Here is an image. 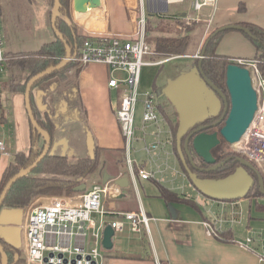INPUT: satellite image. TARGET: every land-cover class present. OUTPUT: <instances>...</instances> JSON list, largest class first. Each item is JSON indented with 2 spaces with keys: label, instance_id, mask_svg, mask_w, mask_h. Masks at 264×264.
<instances>
[{
  "label": "crops",
  "instance_id": "crops-1",
  "mask_svg": "<svg viewBox=\"0 0 264 264\" xmlns=\"http://www.w3.org/2000/svg\"><path fill=\"white\" fill-rule=\"evenodd\" d=\"M107 1L113 6L116 4L123 7V11L127 10L126 3H131L127 2L131 0ZM137 4L138 0H136ZM190 4V0H185L182 3L171 5H184V8L178 10L177 13H170L171 6L163 14L148 12L147 22L150 17L157 16L167 22H169L168 19L185 20L191 12L188 11ZM42 5L44 7L42 8L44 9V27H46L49 39L53 40L57 35L53 30V33L49 32L48 20L50 13L51 22L53 5H50V0H44ZM216 5V11L208 27L210 32L226 25H242L244 23H253L264 28V0H216ZM242 6L245 8L241 9ZM137 9L139 18L138 5ZM209 12V9L203 12V15L206 16L205 20L208 22ZM127 16L128 14H125V19ZM180 24L178 23L177 27L182 28ZM2 28L6 52H12L15 50L12 32L11 29L3 26V20ZM229 31L223 35L217 46L218 54L230 59L257 57L256 47L252 42L246 41V38L249 37L244 32L235 34ZM148 36L146 31V41L156 52L148 42ZM229 42L235 49L232 55L236 57L224 54L229 51ZM170 59H174V57H169L168 60ZM168 60H164V62ZM7 66L8 62L5 71L0 73L9 71L4 79L0 78V89L15 75L14 71L7 69ZM114 74L120 76L125 73L112 72L109 67L101 64H90L83 67L78 76V85L86 111V122L77 120L65 122L54 133L50 147L51 155L67 156L72 161L93 155L95 146L101 148L103 150L101 155L104 157V159L101 158V161H104L95 176L98 180L103 176L104 183L99 184L114 185L119 188L118 191L116 187H112L111 195L108 194L104 198V208L109 212L107 220L114 221L115 215L112 214L114 211L138 212L140 209H143L149 217V228L142 232L136 233L131 231L128 226H124L118 240L114 241L113 239V249L104 251V264H264V209L259 208L260 205H264V196L253 200L249 199L248 207L245 206L246 199L235 201L234 207L237 209L236 211L240 212L239 215L234 213L232 204L228 205V202L190 197L195 199L201 208L196 209L181 203L168 202L161 196V187L178 193L176 182L179 176L175 173L178 174V169L180 168L182 171V168L174 150L170 124L168 125L169 122L164 120L161 115L160 104H158L159 123L146 126L143 124V135L138 137L136 135V141L143 142V146L136 152H144L149 156H142V160L133 159L137 166L154 173V177L150 179L154 185L142 186L138 177L132 174L128 163H121L113 157L117 154L124 156L123 153L126 151L125 140L115 112L120 105L121 90L108 86V81ZM37 94L36 102L38 105H42L40 96ZM0 112L3 115L0 123V140L5 142L9 153L7 156H0L1 177L13 156L20 152L28 153L32 147L31 122L26 109L25 91L10 90L9 88L1 90ZM137 131L138 127L136 133ZM157 143L159 144L157 149L150 153L145 151V146ZM160 162L161 164H159ZM182 173L185 176L184 172ZM156 174L160 175V179H157ZM20 211L23 213V225L27 211L25 212L24 209ZM6 218L15 219L9 214L6 215ZM206 221L214 227V235L210 236L206 233ZM218 233L225 234L220 237L217 235ZM17 249L21 250V256H19L25 261L26 249L23 230L21 246Z\"/></svg>",
  "mask_w": 264,
  "mask_h": 264
},
{
  "label": "built area",
  "instance_id": "built-area-1",
  "mask_svg": "<svg viewBox=\"0 0 264 264\" xmlns=\"http://www.w3.org/2000/svg\"><path fill=\"white\" fill-rule=\"evenodd\" d=\"M185 0H138L139 20L136 30L131 35H110L96 33L86 37L79 48L78 55L72 61L85 67L90 64H103L112 72L125 74L110 77L108 86L121 90L120 106L116 119L125 140L127 163L134 176L144 180L152 179L154 173L137 166L131 158V151L136 140V107L138 90L143 66H152L164 61L146 59L155 57L146 41L147 13L163 14L169 6ZM190 10L194 21L205 20L203 12L209 9V22L216 11V0H190ZM211 9V10H210ZM188 24H191L187 22ZM201 53L193 57L200 59ZM9 57L2 31L0 15V73L5 71ZM233 64L249 70L253 87L257 94L258 108L254 119L241 140L234 144L235 152L244 155L258 167L264 166V76L260 65L264 58H234ZM142 121L146 125H157L160 121L155 94H146ZM159 144L145 146L147 153L157 149ZM8 149L0 140V156H7ZM136 168V171H135ZM116 186L94 183L77 197H52L46 205L35 206L26 212L22 225L26 249L25 264H104V230L111 224L115 232H121L124 226L139 233L149 228V217L143 209L138 212H115L117 219L109 222L104 208V198ZM116 189L119 188L116 187ZM228 204V203H227ZM233 208L235 201L231 202ZM229 205V204H228ZM234 208V213L238 212ZM94 215L99 216L97 222ZM206 233L214 235L212 224L205 222Z\"/></svg>",
  "mask_w": 264,
  "mask_h": 264
},
{
  "label": "trees",
  "instance_id": "trees-1",
  "mask_svg": "<svg viewBox=\"0 0 264 264\" xmlns=\"http://www.w3.org/2000/svg\"><path fill=\"white\" fill-rule=\"evenodd\" d=\"M51 1V0H50ZM70 1L71 0H60L61 7L59 10V15L56 22V27L58 31L62 34L63 38H58L57 36L46 43H43L41 47L33 52H28L26 54L6 52L7 56H12L15 59L8 61L7 69L11 71L19 70L23 76L22 80L17 82L16 75H13L5 84L4 87L0 89H10V90H20L24 92L26 90L27 82L36 74L46 70L49 67L58 65L63 58L66 56V46H70L73 51L72 57L78 55L79 48L86 40V37L80 35L75 24L71 21L70 13ZM54 0H52V3ZM53 5V4H52ZM67 18L70 20V24L67 22ZM164 19L160 17H150L147 22L146 31L148 34L153 31H158L160 33L176 32V29H171L169 25L162 26ZM169 23L178 24L181 23L184 32H178L175 36L159 35L156 37L148 36V42L153 46L157 54L164 56H182L194 53L200 44V38L193 34L197 32V27L201 23L193 22L191 24L182 22L176 19H168ZM251 33L247 35L252 41L253 45L257 49V57L264 58V28L253 23L242 24ZM202 26V25H199ZM217 30V29H216ZM186 31V32H185ZM229 31V30H228ZM215 32L212 31L209 34V39L206 52L202 59V69L204 75L218 88H226V72L227 68L231 62V59L220 55L217 53V46L227 31H221L214 37L211 35ZM185 33H187L185 35ZM194 38V40L192 39ZM204 42V44L206 43ZM203 44V45H204ZM192 50V53L189 51ZM201 53V52H200ZM169 58V57H167ZM200 59H197L198 64ZM82 66H79L77 62L70 61V63L60 70L53 72L50 75L42 78L35 83L31 92V103L33 112L39 125L47 131L51 138H53L56 130L59 129L65 122L77 120L86 122V111L83 107L80 89L78 85V76ZM260 69L264 76V64L260 65ZM72 72V73H70ZM25 74V75H24ZM66 85L64 92L59 93V87ZM38 93V94H37ZM41 96V104L38 105L35 99V95ZM2 112H0V123L2 121ZM170 123V122H169ZM179 123L174 129L173 145L176 155L178 156L181 164L182 171L185 176L191 182L187 175V169L181 160L176 144V133L178 130ZM171 131L172 125L170 123ZM32 134V147L28 153L20 152L17 153L12 161L8 164L5 171L0 177V196L7 182L17 174L21 169H24L36 161V159L41 155L42 150L37 149L39 140L42 138L38 132L31 125ZM175 140V144H174ZM185 138L182 141V149L186 157L187 167L192 172L198 174L201 178H213L220 179L224 178L232 173H234L241 164L236 160V158L241 157V154L237 152H229L228 149L225 153L220 152L219 162L225 161L227 158L231 160L225 163L220 169L212 172H201L199 168L208 167L209 165L204 162V160L195 152L192 144H189V151L194 161L195 166H193L186 155L184 149ZM103 150L97 146L94 147L93 155L79 158L76 161H72L67 156H57L47 154L37 167L32 170L28 175L23 178L18 179L8 191L0 210L4 209H23L35 198L42 195H58V194H74L77 193L75 188L84 183L85 179L90 178L94 175L99 166L102 158ZM123 163L124 159L119 160ZM252 164L258 168V166L252 162ZM249 173L254 177L255 183L251 190L248 192L245 199H256L263 197L259 186L258 175L251 169L246 168ZM136 171V168H135ZM161 196L166 199V201H173L181 203L192 208L201 209L195 199L179 195L178 193L165 188H160ZM239 200L231 201H218V202H233ZM259 208L264 209V205H260ZM225 234V233H223ZM223 234L218 233L217 235L223 237ZM0 243L4 247L5 252L9 257V264H25V261L21 256V250L12 247L4 239L0 237ZM20 255V256H19ZM19 256V257H17ZM0 264H2V257L0 253Z\"/></svg>",
  "mask_w": 264,
  "mask_h": 264
},
{
  "label": "water",
  "instance_id": "water-1",
  "mask_svg": "<svg viewBox=\"0 0 264 264\" xmlns=\"http://www.w3.org/2000/svg\"><path fill=\"white\" fill-rule=\"evenodd\" d=\"M101 6L102 0H74L73 2L74 13L76 14L79 22L81 21L84 24L94 23L97 21ZM60 7V0H54L51 13V25L57 37L63 38L62 34L56 27ZM67 22L69 24L71 23L68 18ZM228 30H239L243 31L247 35H251L250 31L245 26L226 25L217 29L211 37H214L221 31ZM208 41L209 39L206 41L201 51V57L197 64V71L181 75L164 91L167 98L174 103L178 113L179 125L176 133V143L179 156L186 166L187 175L190 178L192 185L202 195L209 199L216 201L245 199L255 183V179L246 169L247 167L251 168L258 175L260 190L264 196V178L262 177L260 170L242 157L236 158L241 166L234 173L220 179L201 178L197 173L192 172L186 165V157L182 149L183 138H185L184 149L186 155L193 166H195V164L189 151L190 143L192 144L195 152L204 160L206 164L209 165L208 167L199 168V171L212 172L220 169L225 163L230 161V158L221 163H217V159L213 153L214 150L221 144V140H224L230 145L239 142L252 123L258 108L257 94L253 87L249 70L236 64H230L226 72V86L231 98V107L223 126L219 131L214 133L201 131L206 127L198 128L192 133H189L195 125L202 123L208 115L216 117L221 112L222 103L217 98L214 91L219 94L222 93L219 88L204 75L202 69V59L206 52ZM66 51V56L58 65L49 67L36 74L27 82L25 90L26 109L32 127L44 140L43 150L41 155L36 159V161H34L33 164L21 169L7 182L0 196V209L12 185L18 179L23 178L32 172V170H34L41 160L50 152L52 138L50 134L39 125L35 118L31 103V92L36 82L57 70L65 68L70 63L73 51L68 45L66 46ZM227 112L228 105L226 104V108L221 119L213 124L214 127L222 123V120L225 118ZM197 132L198 134L193 138V140H191L193 135ZM86 188L87 185L83 183L76 187L75 191L84 192ZM20 210L21 209L0 210V237L16 248H20L21 246V225L23 213ZM8 214L12 217L14 216L15 219H7L6 215ZM114 235L115 232L112 225H107L104 230L103 237V246L105 249L111 250L113 248ZM0 253L2 257V264H9L8 254L5 252L1 243Z\"/></svg>",
  "mask_w": 264,
  "mask_h": 264
},
{
  "label": "rangeland",
  "instance_id": "rangeland-1",
  "mask_svg": "<svg viewBox=\"0 0 264 264\" xmlns=\"http://www.w3.org/2000/svg\"><path fill=\"white\" fill-rule=\"evenodd\" d=\"M0 1H1L0 15L2 17L1 19L3 20V26H6L7 29L9 28V30L11 29V32H12V35H11L12 41L15 45V50L12 52L21 53V54L33 52V51H36V49H38L43 43H46L47 41L50 40L46 27H44V22H45L44 14H43L44 9H42L44 8L42 5L44 0H0ZM73 2L74 0L70 1L71 21L73 24H75L77 32L83 37L84 36L87 37L93 33L94 34L107 33L110 35H114V34L131 35L137 28V23H138L139 18H138V9H137L138 4L136 5V0L127 1L131 3H126L127 10L124 9L125 12L123 11V7L116 5V4L113 6L111 5V3H108L107 0H102V6L98 14L97 21H95L94 23H89V24H84L81 21L79 22L76 14L74 13ZM52 4L53 3L51 0L50 5L52 6ZM133 4H134V7H132ZM183 8H184V5L171 6L170 13H177L178 10L183 9ZM243 8L245 7L242 6L241 9ZM188 11L189 12L191 11L190 8H188ZM124 13L128 14L126 19H125ZM194 17L195 16L193 15V12L191 11L189 14V17L185 20H182V22L185 21V23L187 22L193 23ZM48 20L50 24L49 32L53 33L52 32L53 28L50 22V13H49ZM194 22L201 23L199 25H202V26L198 25L197 27H195V29H197V32L193 34L194 36L197 35L200 38V44L195 53H192V50H190L189 52L192 54L182 55V56H173V55L167 56L171 58L174 57V59H170V60H168L169 58H167L166 56L160 55V54H157L155 57L146 58V59L150 58L151 60H154V61H164V60H168V61H165L164 63L157 65V66L152 65V66L142 67L138 102H137V107H136V120H135V127L136 128L138 127V131L136 133L137 137L139 135L142 136L144 132L142 131L143 130L142 116H143V109H144V101L146 99L145 97L146 94L151 91L155 94V100L157 104H160L161 106L160 112H161V115L164 117V120L171 123L172 133L174 134V129L177 125V122L179 123L178 113L176 111L174 103L167 98L164 91L175 79H177L181 75L197 71V62H196L197 59H194L193 57H195L196 54L202 51L205 45L204 42L206 41V39L209 37V34L211 33L210 30L208 29L209 27L208 21L202 19V20H196ZM165 25H169L168 27H170L171 29L175 28L177 33L184 32V29L177 27V24L175 23H169L166 20H164L162 26H165ZM2 31H3V28H2ZM230 31H232L235 34H239V33L243 34V31H239V30H230ZM177 33L172 31L170 32V34L166 32L164 34H161L158 31H153L149 33V36H153V37H156L159 35L175 36L177 35ZM186 34L187 33H185V35ZM192 39L194 40L193 37ZM246 41H249L248 43L252 42L249 38H246ZM228 46H229V51H227L224 54L232 55V53L235 52V49L233 48L231 42L228 43ZM10 58L11 60L15 59L12 56L11 57L9 56V59ZM14 73L16 75V81L17 82L21 81L23 74L19 70H14ZM8 74H9V71L8 72L6 71L5 73L0 74V78L4 79ZM65 88H66V85L64 84L63 86L59 87L58 92L59 93L64 92ZM221 89L225 90V88H221ZM118 108H116L115 112H117ZM170 123H168V125ZM173 134L171 135L175 139ZM141 142H137V141L134 142L133 149L131 151L132 159L138 160L139 158L140 160H142L143 159L142 156L144 157L149 156L145 154L144 152H136V150H138L139 148L143 146V142L142 144ZM39 143L40 144H38L37 149L41 150L44 144L43 138H40ZM174 144H175V140H174ZM228 151L235 152L234 144L228 145ZM217 153L218 151H216V154ZM123 155L124 156L117 154L113 157L118 160L124 159V162L127 163V155L125 154V152L123 153ZM102 159H104V157H102ZM103 161L104 160L100 161L101 166H102ZM159 164H161V162ZM162 167H165V166H162ZM258 169L260 170L261 175L264 178V166L258 167ZM182 172L183 171H181L179 168L178 174L175 173V175L179 176L178 181L176 182V186L178 187V193L181 195L189 196V197L207 198L204 195H202L192 185V183L188 180L186 176L183 175ZM95 174L92 175L90 178L84 180V184H86L87 187H90V185L94 183H104L103 176L101 175L102 177L99 178L98 180ZM157 179H160L159 174L157 175ZM138 180H140V184L144 187H147L150 184H153L152 181H150V179L144 180L138 177ZM80 193H83V192H77L74 194L70 193V194H58V195H42L38 198H35L32 202H30L23 209L26 212L28 209L33 208L35 206L46 205L47 203H49V199L52 197H77ZM230 203L231 202H228L229 205ZM248 205H249V199H246L245 206L248 207ZM116 212L121 213V211H116ZM236 213L238 215L240 214V212H236ZM112 214L115 215V219H117V216H116L117 214H115V211ZM94 218L96 219L97 222L99 221V216L94 215ZM121 234L122 232L121 233L117 232L113 238L114 241H117L118 236ZM111 250L105 249L106 252L111 251Z\"/></svg>",
  "mask_w": 264,
  "mask_h": 264
},
{
  "label": "flooded vegetation",
  "instance_id": "flooded-vegetation-1",
  "mask_svg": "<svg viewBox=\"0 0 264 264\" xmlns=\"http://www.w3.org/2000/svg\"><path fill=\"white\" fill-rule=\"evenodd\" d=\"M217 87V86H216ZM219 90H220V92L222 93V94H219V93H217L216 91H214L215 92V94H216V96H217V98L221 101V103H222V105H221V112L216 116V117H214V116H211V115H208V117L207 118H205V120H203L202 121V123H198L197 125H195L194 126V128L193 129H191L190 131H189V133H192L194 130H196V129H198V128H202V127H206L204 130H201V131H205L206 133H214V132H216V131H219L220 130V128L223 126V124H224V121L226 120V118L228 117V113H229V110H230V107H231V98H230V94H229V91H228V89H227V86H226V88H225V90H222V89H220L219 88ZM223 95V96H222ZM226 104L228 105V112L226 113V115H225V118L222 120V123L221 124H219L218 126H213V124H215L217 121H219L220 119H221V117H222V115H223V113H224V111H225V108H226ZM188 133V134H189ZM198 134V132L197 133H195L194 135H193V137H192V139L191 140H193V138L196 136ZM177 144V143H176ZM228 143L227 142H225V141H223V140H221V144L218 146V148H216L215 150H214V156L216 157V159L218 158H220V156L222 155H220V152H223V153H225V151L228 149ZM216 151H218V153L216 154ZM241 157L242 158H244V159H246L248 162H250V163H252L249 159H247L244 155H241ZM218 159H217V161H218ZM227 159H229V158H227ZM230 160H231V158H230ZM229 162V161H228ZM218 163V162H217ZM219 163H221V162H219ZM187 165V164H186Z\"/></svg>",
  "mask_w": 264,
  "mask_h": 264
}]
</instances>
